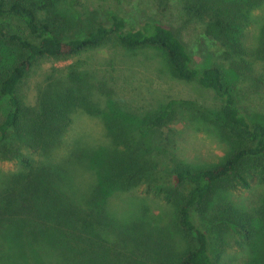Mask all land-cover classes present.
Returning <instances> with one entry per match:
<instances>
[{
    "label": "trees",
    "instance_id": "trees-1",
    "mask_svg": "<svg viewBox=\"0 0 264 264\" xmlns=\"http://www.w3.org/2000/svg\"><path fill=\"white\" fill-rule=\"evenodd\" d=\"M70 3L0 0V56L6 58L0 73V102L5 103L0 115V160L18 167L0 173V242L36 248L67 264H222L224 251L212 254L211 237L220 249L232 242L231 236L233 243L246 248L255 240L256 219L225 203L222 195L219 212L212 210L210 200L222 182L230 189L249 188L253 181L264 184V119L242 111L224 67L196 65L185 42L169 26L155 20L128 25L112 14L108 22L72 34L79 16ZM263 5L264 0H182L188 19L202 22L247 70L252 68V56L264 53V23L256 48L246 39L253 11ZM13 21L26 32L14 29ZM108 44L129 52L159 53L176 77L214 92L220 108L212 110L196 99L171 98L136 130L116 125L112 148L104 155L85 149L60 155L74 115L102 112L92 96L95 86L89 75L76 66L53 69L40 85L35 108L25 105L19 86L41 58L67 59ZM178 108L220 128L229 146L223 159L203 166L178 160L170 169L162 168L159 146L165 138L156 133ZM158 152L160 156H155ZM143 185L147 194L175 206L174 224L183 241L176 253L163 252L153 243L151 228L156 225L148 219L146 207L125 214L118 226L104 207L112 190L126 192ZM214 218L210 229L206 221Z\"/></svg>",
    "mask_w": 264,
    "mask_h": 264
},
{
    "label": "rangeland",
    "instance_id": "rangeland-1",
    "mask_svg": "<svg viewBox=\"0 0 264 264\" xmlns=\"http://www.w3.org/2000/svg\"><path fill=\"white\" fill-rule=\"evenodd\" d=\"M70 1L71 8L79 16V20H76L78 23L69 31L72 34L81 35L99 22H108L112 14L123 17L128 25L139 26L146 20H155L169 26L185 42L196 65L217 63L224 67L242 111L247 114L257 113L264 119V53L252 56L253 69L247 70L207 32L202 22L188 19L182 10V0ZM263 23L264 5L253 11V24L246 29L247 42L253 48L260 43ZM12 27L26 32L18 21H13ZM5 54L10 59V50L7 49ZM4 59L6 58L0 61V73L3 71ZM68 66H76L89 75L95 86L92 96L99 102L102 112L91 115L80 111L74 115L71 129L58 151L60 155L68 156L75 149L99 151V154L104 155L105 150L112 148V129L116 125L122 124L136 130L135 127L171 98L196 99L212 110L220 108L221 102L214 92L176 77L159 53L129 52L113 44L83 51L67 59L41 58L19 86L25 105L35 108L40 85L47 75L52 74L53 69H67ZM4 106V101H1V116ZM200 117L191 110L178 108L166 125L156 133V136L163 134L165 138L160 141L162 144L159 146L163 169H170L178 160L186 165L203 166L217 163L225 157L229 146L220 128L211 120ZM159 153L154 155L160 156ZM31 155L36 160L41 159L38 153L32 152ZM17 169L13 162L0 160V173ZM166 178L164 175L163 179ZM166 182L168 183V179ZM221 195L225 197V203L256 219L255 240L242 248L233 243L234 237L231 236L232 242L225 249H220L217 241L211 237L212 254L217 256L220 251H224L222 264H253L255 261L260 264L262 253L264 254V184L253 181L249 188L230 189L226 182H222L210 200L215 212L222 210ZM104 207L115 226H118L125 214H135L138 209L146 207L148 219L153 226L156 225L152 227L153 230L151 228V234L152 241L156 242L159 250H167L173 254L183 248L181 234L174 224L175 206L162 197L147 194L144 185L126 192L121 189L112 190ZM206 222L211 229L216 219ZM258 230L260 233H257ZM118 235L123 237L120 232ZM0 264L67 263L60 258L43 255L36 248L3 240L0 242Z\"/></svg>",
    "mask_w": 264,
    "mask_h": 264
}]
</instances>
